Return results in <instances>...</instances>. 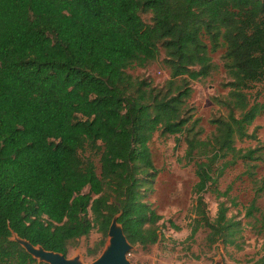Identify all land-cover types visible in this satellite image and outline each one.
<instances>
[{"label": "trees", "instance_id": "trees-1", "mask_svg": "<svg viewBox=\"0 0 264 264\" xmlns=\"http://www.w3.org/2000/svg\"><path fill=\"white\" fill-rule=\"evenodd\" d=\"M219 48L229 111L199 140L189 135L195 122L184 105L189 82L210 75ZM161 53L169 72L161 89L126 74ZM262 84L264 0H0V264H39L12 233L66 256L92 231L106 236L115 216L131 246L156 245L161 217L141 188L155 174L149 144L158 132L186 134L185 158L194 163L188 241L206 230L207 245L240 249L241 222L224 203L211 218L202 196H227L217 189L222 158L260 160L234 141L264 112V101L251 100ZM87 150L99 173L82 157ZM256 191L244 217L264 236V208L256 206L264 187ZM102 243L87 255L96 257Z\"/></svg>", "mask_w": 264, "mask_h": 264}, {"label": "rangeland", "instance_id": "rangeland-1", "mask_svg": "<svg viewBox=\"0 0 264 264\" xmlns=\"http://www.w3.org/2000/svg\"><path fill=\"white\" fill-rule=\"evenodd\" d=\"M142 20L150 23L151 15L141 14ZM224 49L219 48L210 54L212 70L210 75L198 81L189 82L190 96L185 101L186 116H191L190 123L195 122L191 128L190 136L199 140L210 138L215 132L213 121L227 116L229 107V89L226 84L229 77L223 68ZM164 56L161 53L156 62L140 68L132 66L126 74L134 79L146 80L154 88L161 89L169 79V72L163 64ZM251 100L264 101V84L258 85L251 91ZM248 137L234 141L238 150H257L255 156L259 161L244 162L239 158L233 159L230 155L222 158L217 165H227L218 180L219 192L227 193L226 197H217L212 189L203 194V201L207 206L208 214L213 218L219 203L229 208L227 216L241 222L240 238L237 243L240 249L234 246H224L218 242L212 246L207 245L206 230H200L193 241H188L190 224L194 217L193 207L197 196L193 187L197 181L193 162L185 158V138L183 136H168L155 133L149 144L155 174L141 188L142 201L153 210L161 220L157 223L160 233L159 242L141 249L133 246L127 259L132 264H260L259 259L264 255L263 235L257 236L252 226L254 220L244 217V208L255 199L257 189L264 187V112L259 115L251 126L247 128ZM83 158L91 157L99 173L98 157L87 150L81 154ZM202 159L199 156L195 160ZM152 173V172H150ZM88 189L84 191L86 193ZM260 192V191H259ZM259 209L264 208V194L256 200ZM108 241L106 236L92 231L87 238H81L69 246L66 257L72 259L79 257L83 263H91L101 254ZM102 248L96 257L88 256L87 250L99 243ZM44 264V263H43Z\"/></svg>", "mask_w": 264, "mask_h": 264}, {"label": "water", "instance_id": "water-1", "mask_svg": "<svg viewBox=\"0 0 264 264\" xmlns=\"http://www.w3.org/2000/svg\"><path fill=\"white\" fill-rule=\"evenodd\" d=\"M11 241L17 243L39 264H86L81 262L79 257L68 259L62 254L46 251L41 246H34L14 233H12ZM132 248L133 246L126 240L122 227L117 223V216H115L108 228L107 244L98 258L87 264H132L127 259ZM216 264H221V262H216Z\"/></svg>", "mask_w": 264, "mask_h": 264}]
</instances>
